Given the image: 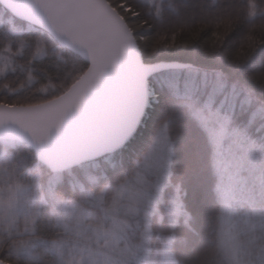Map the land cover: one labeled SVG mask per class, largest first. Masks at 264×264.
I'll use <instances>...</instances> for the list:
<instances>
[{"label": "snow or ice", "instance_id": "obj_1", "mask_svg": "<svg viewBox=\"0 0 264 264\" xmlns=\"http://www.w3.org/2000/svg\"><path fill=\"white\" fill-rule=\"evenodd\" d=\"M187 7L0 0V264H178L164 229L203 194L173 184L168 109L203 137L218 193L264 187V0ZM146 116L158 128L130 162Z\"/></svg>", "mask_w": 264, "mask_h": 264}, {"label": "trees", "instance_id": "obj_2", "mask_svg": "<svg viewBox=\"0 0 264 264\" xmlns=\"http://www.w3.org/2000/svg\"><path fill=\"white\" fill-rule=\"evenodd\" d=\"M188 5L184 19L194 21L201 15V0H186ZM245 31V25H240L230 36L235 41ZM169 118L170 133L174 141V154L171 160L173 184H179L181 195L195 183L202 191L200 209L194 220L187 225L183 218L178 221L174 230L164 229V236L173 235L172 250L176 254L178 264H231L222 245L223 238V200L217 192V183L220 178L209 166L208 151L199 131L188 121L180 110L168 109L161 119ZM147 123L138 129L133 137V143L126 148L124 158L134 162L143 148L153 137L159 121L145 117ZM159 228V221L156 225ZM196 234L195 244L191 243L193 234ZM163 243V236L153 240L154 252Z\"/></svg>", "mask_w": 264, "mask_h": 264}, {"label": "rangeland", "instance_id": "obj_3", "mask_svg": "<svg viewBox=\"0 0 264 264\" xmlns=\"http://www.w3.org/2000/svg\"><path fill=\"white\" fill-rule=\"evenodd\" d=\"M225 187H229L227 178ZM222 196L223 248L231 264H264V187L249 181Z\"/></svg>", "mask_w": 264, "mask_h": 264}, {"label": "water", "instance_id": "obj_4", "mask_svg": "<svg viewBox=\"0 0 264 264\" xmlns=\"http://www.w3.org/2000/svg\"><path fill=\"white\" fill-rule=\"evenodd\" d=\"M143 125V122L141 123V125L139 126V128ZM138 131V130H137ZM136 133L133 134V136L135 135Z\"/></svg>", "mask_w": 264, "mask_h": 264}]
</instances>
